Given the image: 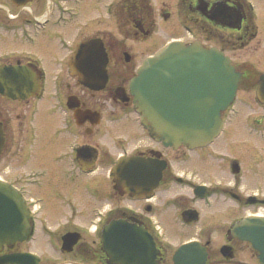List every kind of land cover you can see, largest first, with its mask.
Masks as SVG:
<instances>
[{"label":"flooded vegetation","instance_id":"1","mask_svg":"<svg viewBox=\"0 0 264 264\" xmlns=\"http://www.w3.org/2000/svg\"><path fill=\"white\" fill-rule=\"evenodd\" d=\"M258 6L264 7V0H0V69L5 64L35 69L42 85L41 92L24 97L0 91V178L22 195L26 211L20 224L26 228V237L4 243L0 255L31 251L38 255L36 264H109L102 227L111 219L122 218L152 236L155 252L149 264H177L174 252L188 239H196L204 253L200 264H261L259 251L251 241L233 233L231 225L246 215L264 216V112L250 109L246 124L236 119L229 124L226 112L232 105L227 106L222 111L224 125L211 142L192 148L180 145L182 151L195 152L190 162L192 179L190 189L175 193L170 197L173 204H169L168 192L160 187L167 181H181L183 176L172 168L167 152L181 148L163 144L140 124L129 89L140 62L133 61L125 46L119 45L118 36H146L155 30L157 19L177 17L190 38L181 33L176 37L203 43L197 34L206 25L202 32L219 37L212 45L226 52L229 37L238 38L245 46L258 34L256 21L264 19V9L260 11ZM104 18L113 23L103 25ZM89 37L103 40L108 58L107 80L97 90L81 84L69 67L73 49ZM229 56L240 72L239 82L250 81L248 70ZM65 67L77 81L62 72ZM49 68L53 69L51 75ZM2 82L6 75L0 71ZM124 126L129 128L127 137L135 132V136L146 138L113 154L104 141L105 129ZM232 139L242 145L238 153L231 150ZM121 154L166 161L149 195L123 191L109 176L108 166ZM45 183L48 187H43ZM37 186L52 200L53 222L47 223L45 195L34 191ZM120 195L140 202L122 203ZM231 198L237 202L236 210L243 207L241 213H236ZM175 203L177 209L169 207ZM209 208L215 218L207 217ZM187 209L197 210L196 219H185ZM83 214L89 218L87 228ZM160 217L168 218L166 224ZM178 220L184 228H193L191 234L179 228L189 232L183 239L173 235ZM213 229L219 230L218 240L219 236L212 237ZM65 235L75 238L68 249L63 247ZM39 236L51 248L49 257L23 247L28 241H38ZM115 236L119 240L120 236ZM248 249L249 255L241 254ZM31 263V257L23 259V264Z\"/></svg>","mask_w":264,"mask_h":264},{"label":"water","instance_id":"2","mask_svg":"<svg viewBox=\"0 0 264 264\" xmlns=\"http://www.w3.org/2000/svg\"><path fill=\"white\" fill-rule=\"evenodd\" d=\"M107 60L103 41L91 37L77 44L70 67L79 81L99 89L107 80ZM0 71L6 75V82L0 83V91L12 97H24L39 88L35 69L5 64ZM238 78L239 71L218 47H204L198 39L191 43L172 39L144 58L131 77L130 91L141 122L155 138L173 147L182 143L194 147L207 143L218 132L222 124L220 111L233 99ZM257 95L264 103V71L259 76ZM124 158L122 156L112 167L115 181L131 194L148 195L158 183L166 161L139 160L138 156L129 157L131 160ZM183 214L186 220L192 221L197 217V210L187 209ZM25 217L22 198L13 187L0 181V247L4 242L23 237L25 227L20 224ZM124 229L128 230L127 237ZM103 230L109 264L153 263L154 242L143 229L119 218L113 219ZM114 230L121 237L118 244ZM231 231L251 240L264 264V217L244 216L231 225ZM74 240L65 235L63 247L70 248ZM197 244L196 240L181 244L174 254L176 263H202L204 253ZM194 255L195 260L191 258ZM20 261V255L15 253L0 256V262Z\"/></svg>","mask_w":264,"mask_h":264},{"label":"rangeland","instance_id":"3","mask_svg":"<svg viewBox=\"0 0 264 264\" xmlns=\"http://www.w3.org/2000/svg\"><path fill=\"white\" fill-rule=\"evenodd\" d=\"M258 9L263 10L264 7L258 6ZM113 22L110 20V18H104L103 25H109ZM258 25L259 32L257 35H255L253 38L248 40L249 42L245 46H241L239 43L238 38L229 37L230 41L226 44V53H229L234 61H238L242 68L245 70H248L249 76H251L250 81L241 80L238 84V91H237V97L236 100L233 102L232 106H230L229 110L226 112L227 120L229 121V124L233 123V121L236 119V122L239 121L240 123L246 124V119L248 116V110H259L260 112H264V103L260 102L256 95V77L259 75L260 72L264 71V19H259L256 21ZM206 28L205 26H202L199 28L200 32L197 34L199 37L202 38L203 43L206 45H212L213 43L219 42V37H212L207 34L206 32L203 33V29ZM181 33V35L187 36L189 39L190 36L188 33L184 32V28H182V25L180 23V20L177 17H173L171 19H157L156 20V28L153 31L152 34L146 35V36H140V37H132V36H122L121 34H118L119 37V45L125 46V49L132 55V60L136 63H139L141 61V58H143L147 53L152 52L154 49H156L158 46H160L164 41L171 37L175 36ZM194 36L195 33H193ZM53 69L49 68L47 69V72L49 75L52 74ZM64 73H68L70 75V72L65 67L64 70H62ZM70 80L74 82L77 81L76 76L74 74L70 75ZM49 89L50 87L47 86ZM48 91V90H47ZM134 115V113H133ZM248 121V120H247ZM129 132V128L124 126L120 128H109L105 129L104 133V141L109 144L111 150H113V154H115L117 151H119L120 147H127L129 145H133L134 143L138 142L139 140L143 141L146 137L143 139L141 138V135H136L134 132L133 137H127V134ZM140 133V130L138 131ZM144 132V131H142ZM241 143L236 142L235 139H232L231 142V150L233 153H238L241 148ZM181 149H169L168 150V157L171 159V164L173 169H179V173L183 176L181 181H167L165 184H163L160 189L164 192H168L169 195H167V202L169 204H173L170 202H174L173 199H170L171 196H173L175 193L184 191L190 189V180L192 179V171H191V159L194 158L195 152L194 151H182L183 147L180 146ZM116 151V152H115ZM264 160V157H263ZM104 172L107 170V164L104 165L103 168ZM264 179V175H263ZM108 181V180H107ZM48 187V185L45 183V186ZM34 191L42 193L45 195V199L43 201V213L45 218L48 222H53L56 218L52 212H50L49 207L52 205V200L49 198V196L45 193V191L42 189V187L37 186L34 188ZM190 193V191H189ZM119 201L122 203H139L140 200L132 199L128 195H120ZM231 205L234 207L236 213H241L243 207L240 206L239 209L236 210L237 202L231 198ZM176 204V203H175ZM169 207L176 208V206L172 205ZM170 210L171 208L164 207L163 210ZM175 209V210H176ZM233 209V210H234ZM262 210L264 211V205L262 207ZM235 211H232L233 214H235ZM49 212V214H47ZM83 221L85 224V228H87L89 224V218L87 217V214H83ZM206 215L209 218H215V215L213 214V209L209 208L206 211ZM161 220H163V223L166 224V221H168V218L160 217ZM181 221L178 220L177 225L178 229L174 231V228L172 231L174 232L173 235L177 238H185L189 235V232L193 231V228H184V225L180 223ZM184 228L186 230H189V232H182L179 230V228ZM40 227H42L40 225ZM41 229H45L43 226ZM39 230V232L41 231ZM204 229H201V231ZM206 232V231H203ZM212 237H218L219 236V230L213 229L212 230ZM220 236L216 239L218 240ZM47 242L45 238H42L39 236L38 241L36 242H26L24 243L23 247H30L35 248L41 252L43 256H48L51 248H47V246L43 243ZM173 246L176 244V240L173 241ZM242 245V244H241ZM250 250H245L241 254L249 255ZM49 257V256H48ZM248 257V256H247ZM250 258V257H248ZM50 261V260H49ZM53 263L50 261V264Z\"/></svg>","mask_w":264,"mask_h":264},{"label":"bare ground","instance_id":"4","mask_svg":"<svg viewBox=\"0 0 264 264\" xmlns=\"http://www.w3.org/2000/svg\"><path fill=\"white\" fill-rule=\"evenodd\" d=\"M63 264H76V263H73V262H65Z\"/></svg>","mask_w":264,"mask_h":264}]
</instances>
